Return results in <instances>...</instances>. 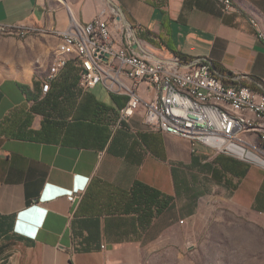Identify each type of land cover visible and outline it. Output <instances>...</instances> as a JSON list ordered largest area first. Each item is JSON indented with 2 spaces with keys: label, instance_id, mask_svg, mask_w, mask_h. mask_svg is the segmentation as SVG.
Returning a JSON list of instances; mask_svg holds the SVG:
<instances>
[{
  "label": "crops",
  "instance_id": "0c3cea01",
  "mask_svg": "<svg viewBox=\"0 0 264 264\" xmlns=\"http://www.w3.org/2000/svg\"><path fill=\"white\" fill-rule=\"evenodd\" d=\"M230 1L0 0V24L65 30L110 8L117 41L141 55L215 62L233 73L218 71L227 82L264 92V0ZM31 44L40 64L0 77L2 264H161L218 209L264 218V165L154 130L144 107L120 119L127 96L81 89L72 62L45 92L62 39ZM153 92L149 82L139 88L145 100ZM87 178L73 201L62 195ZM137 183L167 206L146 207ZM37 227L36 237L19 231Z\"/></svg>",
  "mask_w": 264,
  "mask_h": 264
},
{
  "label": "built area",
  "instance_id": "2783aa9c",
  "mask_svg": "<svg viewBox=\"0 0 264 264\" xmlns=\"http://www.w3.org/2000/svg\"><path fill=\"white\" fill-rule=\"evenodd\" d=\"M224 1L226 7H231L230 0ZM117 25L113 11L102 8L87 23L73 19L67 29H55L58 37H64V45L56 48L53 60H57V67H52L49 78L42 81L46 92L52 81L72 62L79 69L78 85L81 89L88 90L102 84L110 92L127 96L125 106L120 109V119L131 118L144 107V121L154 130L200 141L217 151L264 165L249 155L255 152L263 158L260 147L256 146L260 133L254 132V127L247 120L219 106L193 103L170 88V80L188 83L201 94L228 92L230 99L253 104V111L261 114H264V92L227 82L205 61L190 64L180 57L147 58L130 45L117 41L114 30ZM8 26L3 24V29ZM69 41H76V48H69ZM63 53H70V60H63ZM145 82H149L154 91L149 100L139 93ZM240 148L245 151L241 153ZM89 179L84 186L64 189L62 195L73 201L76 194L86 188ZM45 216L44 213L43 219ZM38 230L39 227L35 232L19 231H25L28 237H36Z\"/></svg>",
  "mask_w": 264,
  "mask_h": 264
},
{
  "label": "rangeland",
  "instance_id": "374dc122",
  "mask_svg": "<svg viewBox=\"0 0 264 264\" xmlns=\"http://www.w3.org/2000/svg\"><path fill=\"white\" fill-rule=\"evenodd\" d=\"M55 37L59 39L54 30L48 31L32 21L0 31V77L23 74L26 68L37 67L40 57L31 42L43 39L50 46ZM260 141L263 142L257 137L256 146L264 158ZM200 220L191 228V236L177 255L166 260L162 257L161 264H264V218L218 209L208 222Z\"/></svg>",
  "mask_w": 264,
  "mask_h": 264
},
{
  "label": "bare ground",
  "instance_id": "6f19581e",
  "mask_svg": "<svg viewBox=\"0 0 264 264\" xmlns=\"http://www.w3.org/2000/svg\"><path fill=\"white\" fill-rule=\"evenodd\" d=\"M2 30L3 24H0V31ZM61 39V45H64V37H61ZM69 48H76V41H69ZM63 60H70V53H63ZM170 88L177 90L179 95L184 96L193 103L219 106L226 112L238 114V117H241L242 120H247L248 124L254 127V132L263 133L262 135L264 137V114L253 111V104L234 101L229 98L228 92H219L218 94L204 92V94H201L198 89L188 83H183L181 80H170ZM43 90L46 92V87H43ZM239 151L243 153L245 150L240 148ZM249 155L264 163V158L257 153L250 152Z\"/></svg>",
  "mask_w": 264,
  "mask_h": 264
},
{
  "label": "trees",
  "instance_id": "16d2710c",
  "mask_svg": "<svg viewBox=\"0 0 264 264\" xmlns=\"http://www.w3.org/2000/svg\"><path fill=\"white\" fill-rule=\"evenodd\" d=\"M177 55L180 56V58L187 60L186 59L187 57H185L184 55H182L180 53H177ZM210 64H211V66L214 67V69H216L220 73L228 74L230 76L233 75L232 72L225 70L223 67H221L219 64H217L215 62H212ZM225 80L231 81L228 79H225ZM252 87L256 88L257 85L254 84V85H252ZM135 190H137V191H139V193L143 194L146 207L155 203L157 205V208H158L157 210L159 211V210H161L167 206V199L165 198L164 194L161 193L160 191H158L154 188H151L150 186L142 184V183H137L135 186Z\"/></svg>",
  "mask_w": 264,
  "mask_h": 264
},
{
  "label": "clouds",
  "instance_id": "9594fccd",
  "mask_svg": "<svg viewBox=\"0 0 264 264\" xmlns=\"http://www.w3.org/2000/svg\"><path fill=\"white\" fill-rule=\"evenodd\" d=\"M18 227V224L16 223V228ZM20 233H22L23 235H26L27 236V234H26V232L25 231H23V232H20Z\"/></svg>",
  "mask_w": 264,
  "mask_h": 264
},
{
  "label": "water",
  "instance_id": "95a60500",
  "mask_svg": "<svg viewBox=\"0 0 264 264\" xmlns=\"http://www.w3.org/2000/svg\"><path fill=\"white\" fill-rule=\"evenodd\" d=\"M121 13V12H120ZM121 18V16H119V19Z\"/></svg>",
  "mask_w": 264,
  "mask_h": 264
}]
</instances>
